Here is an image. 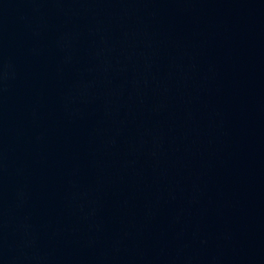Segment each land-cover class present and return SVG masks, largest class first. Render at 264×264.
<instances>
[{
  "label": "water",
  "instance_id": "1",
  "mask_svg": "<svg viewBox=\"0 0 264 264\" xmlns=\"http://www.w3.org/2000/svg\"><path fill=\"white\" fill-rule=\"evenodd\" d=\"M138 0H0V264H42Z\"/></svg>",
  "mask_w": 264,
  "mask_h": 264
}]
</instances>
